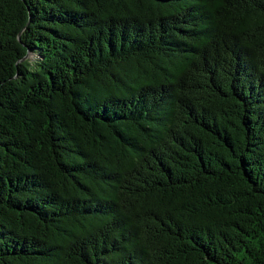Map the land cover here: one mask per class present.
Segmentation results:
<instances>
[{"label":"trees","instance_id":"obj_1","mask_svg":"<svg viewBox=\"0 0 264 264\" xmlns=\"http://www.w3.org/2000/svg\"><path fill=\"white\" fill-rule=\"evenodd\" d=\"M0 264H264V0H0Z\"/></svg>","mask_w":264,"mask_h":264},{"label":"rangeland","instance_id":"obj_2","mask_svg":"<svg viewBox=\"0 0 264 264\" xmlns=\"http://www.w3.org/2000/svg\"><path fill=\"white\" fill-rule=\"evenodd\" d=\"M28 58H29V60L31 61V54H29V57H28Z\"/></svg>","mask_w":264,"mask_h":264}]
</instances>
